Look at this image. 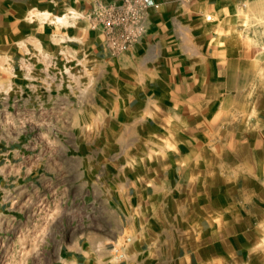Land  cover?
<instances>
[{
    "label": "crops",
    "instance_id": "0c3cea01",
    "mask_svg": "<svg viewBox=\"0 0 264 264\" xmlns=\"http://www.w3.org/2000/svg\"><path fill=\"white\" fill-rule=\"evenodd\" d=\"M95 1L0 0V210L95 209L56 264H226L232 195L264 224V54L244 39L264 0H149L113 57Z\"/></svg>",
    "mask_w": 264,
    "mask_h": 264
},
{
    "label": "rangeland",
    "instance_id": "374dc122",
    "mask_svg": "<svg viewBox=\"0 0 264 264\" xmlns=\"http://www.w3.org/2000/svg\"><path fill=\"white\" fill-rule=\"evenodd\" d=\"M246 6L245 8L250 10V5ZM70 14L71 18L76 17L73 15L75 13L70 12ZM244 24L245 27L247 24L250 25L251 19L245 17ZM259 24L260 31L252 33L247 30L244 33V39L249 47L252 45L256 47L255 41L258 40L262 46V49L258 50L264 54V18H260ZM260 62L264 65L263 57L260 58ZM259 88L261 95L258 98V105L262 108L264 80H260ZM2 113L0 110V121L2 118L6 119ZM3 114L6 116V113ZM20 118L23 121L27 120V112L20 114ZM55 149L58 150V146H53V150ZM52 190H54L53 187ZM232 197L230 200L234 201L232 204L237 207V209L233 208V211L237 212L235 215L243 218V225L229 226L234 232L235 229H238L239 235L235 240H231L229 237L226 264H253V256H257L260 250L264 253V224L258 226L253 223L254 209L251 201L243 200V204H236L237 196L234 194ZM9 199H12V195L9 196ZM55 204L54 201L38 204V202L33 203L25 199L16 200L13 205L9 201L5 208L0 210V264H56L57 252L68 238L66 234L71 233L77 227L79 228L80 220L89 219L96 212L95 209L84 206L59 208ZM231 212L232 209H229V214ZM215 217L217 216H213V218ZM219 227L221 226L217 225L216 228ZM213 232L215 237L217 233ZM213 263L218 264L219 262L213 260Z\"/></svg>",
    "mask_w": 264,
    "mask_h": 264
},
{
    "label": "built area",
    "instance_id": "2783aa9c",
    "mask_svg": "<svg viewBox=\"0 0 264 264\" xmlns=\"http://www.w3.org/2000/svg\"><path fill=\"white\" fill-rule=\"evenodd\" d=\"M149 7V0L95 1L84 18L90 30L100 31L104 50L113 57L144 38Z\"/></svg>",
    "mask_w": 264,
    "mask_h": 264
},
{
    "label": "bare ground",
    "instance_id": "6f19581e",
    "mask_svg": "<svg viewBox=\"0 0 264 264\" xmlns=\"http://www.w3.org/2000/svg\"><path fill=\"white\" fill-rule=\"evenodd\" d=\"M57 21L61 22V19L60 18H57Z\"/></svg>",
    "mask_w": 264,
    "mask_h": 264
}]
</instances>
